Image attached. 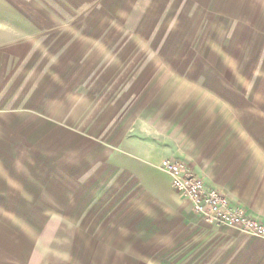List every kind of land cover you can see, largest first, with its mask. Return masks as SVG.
Wrapping results in <instances>:
<instances>
[{
	"label": "rangeland",
	"instance_id": "374dc122",
	"mask_svg": "<svg viewBox=\"0 0 264 264\" xmlns=\"http://www.w3.org/2000/svg\"><path fill=\"white\" fill-rule=\"evenodd\" d=\"M0 45L9 108L66 121L70 169L146 118L190 143L244 137L264 179V0H0ZM130 162L110 205L53 209L38 264H264L263 237L206 223L160 163Z\"/></svg>",
	"mask_w": 264,
	"mask_h": 264
},
{
	"label": "crops",
	"instance_id": "0c3cea01",
	"mask_svg": "<svg viewBox=\"0 0 264 264\" xmlns=\"http://www.w3.org/2000/svg\"><path fill=\"white\" fill-rule=\"evenodd\" d=\"M5 55V47L0 45V264H38L33 257L38 254L36 240L46 235L53 209L68 222L71 208H76L78 215L83 208L103 207L101 201L110 205L118 190L126 192L129 187L127 180L117 183L118 170L132 176L130 161L138 156L147 163L161 164L165 158L186 162L208 187L220 188L233 206L245 208L264 223V179L259 162L262 155L245 152L244 137L220 135L215 141L213 137L207 141L196 138L190 143L171 136L156 121L141 118L119 147L116 140L108 143L112 150L102 158L105 169L102 160L94 157L88 168L78 163L70 169L68 123L40 114L36 118L41 112L36 106L29 110L9 108L13 78L6 68ZM26 111L32 118H23ZM105 145L97 140V151ZM166 175L173 189L171 177ZM93 192L97 193L95 199ZM91 200L99 202L89 203ZM189 204L193 207L190 201ZM77 250L81 255V249Z\"/></svg>",
	"mask_w": 264,
	"mask_h": 264
},
{
	"label": "built area",
	"instance_id": "2783aa9c",
	"mask_svg": "<svg viewBox=\"0 0 264 264\" xmlns=\"http://www.w3.org/2000/svg\"><path fill=\"white\" fill-rule=\"evenodd\" d=\"M161 169L171 177L172 188L187 198L194 212L208 224L233 225L264 238V223L241 206H233L220 188L208 187L204 178L186 162L165 158Z\"/></svg>",
	"mask_w": 264,
	"mask_h": 264
}]
</instances>
